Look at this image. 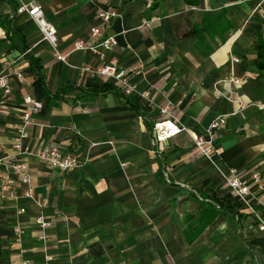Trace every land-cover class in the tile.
I'll list each match as a JSON object with an SVG mask.
<instances>
[{
  "label": "crops",
  "instance_id": "0c3cea01",
  "mask_svg": "<svg viewBox=\"0 0 264 264\" xmlns=\"http://www.w3.org/2000/svg\"><path fill=\"white\" fill-rule=\"evenodd\" d=\"M31 1L0 0V71L14 64L22 73L11 79L10 95L0 94V154L11 151L24 99L32 95L43 108L26 144L36 150L55 143L87 164L67 173L29 157L32 198L19 184L18 199H2L0 172V264H264L256 218L264 219V191L251 185L243 203L218 170L246 178L258 172L264 181V1L35 0L56 27L66 61L28 14L17 13ZM108 8L121 14L104 30L118 45L77 50L79 41L95 43L91 29L101 24L99 9ZM221 14L233 28L223 43L222 33L196 34ZM24 48L41 61L51 95ZM103 65L126 74L148 123L116 90L87 93L118 88L114 77L86 71ZM65 85L76 89L52 98ZM166 105L199 134L226 116L212 161L193 153L187 131L156 151L153 123ZM40 216L51 227L40 228Z\"/></svg>",
  "mask_w": 264,
  "mask_h": 264
},
{
  "label": "built area",
  "instance_id": "2783aa9c",
  "mask_svg": "<svg viewBox=\"0 0 264 264\" xmlns=\"http://www.w3.org/2000/svg\"><path fill=\"white\" fill-rule=\"evenodd\" d=\"M264 1V0H263ZM17 13L28 14L37 24L41 31L44 40L52 44L55 49V57L58 60L66 61V57L58 52V37L56 27L50 22L44 13L43 7L37 1L29 3H20ZM121 14L116 8L99 9L98 18L101 21L100 26H95L91 29V37L95 43L91 46L84 42H77L76 49H86L95 53L100 50H111L118 45L117 36L106 35L105 28H107L113 20L120 18ZM144 26L150 28L152 22L145 21ZM237 62L238 59H235ZM86 71L93 74H101L105 76L114 77L117 81L118 88L125 95H134L136 87L129 81L124 72H117L112 65H103L96 70L86 68ZM13 77H22V73L15 68L14 64H10L4 70L0 71V94L8 96L12 92L11 79ZM231 82L240 84V80L232 78ZM147 98L148 92L141 94ZM43 108L42 102L37 100L34 96L28 95L24 99L23 112L14 126L13 144L10 152L0 154V172L3 181V186L6 191H3L1 198L6 197L18 199L19 184L25 188V195L29 198L33 197V188L31 186V171L27 159L29 157L36 158L51 168L60 170L62 172H73L77 168L83 167L87 164V160L81 158L78 154L63 149L61 146L50 143L39 149H32L26 144L29 136L28 128L33 124L34 117ZM160 118L153 123L152 134L153 142L157 152L165 150L166 145L177 135L183 132H191L183 126L177 119L175 113L169 105L163 106L159 111ZM226 124V116L218 115L212 120L210 125L201 134L191 132L193 140V153L199 157L209 161L214 159L217 150V141L221 137V131ZM219 172L223 175L226 183L232 191L239 196L243 203L247 204V197L251 194V185H255L258 192L264 191V181L258 172H252L249 178H246L236 169H225L218 167ZM25 209L21 208L20 213H25ZM258 229L264 233V219L256 215ZM37 225L43 230L51 227L52 223L47 221L43 216L36 219ZM19 234L21 230L16 229ZM46 239V236H43ZM28 264V262H22Z\"/></svg>",
  "mask_w": 264,
  "mask_h": 264
},
{
  "label": "trees",
  "instance_id": "16d2710c",
  "mask_svg": "<svg viewBox=\"0 0 264 264\" xmlns=\"http://www.w3.org/2000/svg\"><path fill=\"white\" fill-rule=\"evenodd\" d=\"M188 4L191 5H196L198 3V0H185ZM238 1V0H236ZM219 32L222 33V38H221V43H223L226 40V35L231 33L233 31V28L230 26L228 23L225 14H221L218 18V20L211 26L203 28L202 30H197L196 34L200 36L203 32ZM13 34H16L15 31H13ZM225 33V34H224ZM225 35V36H224ZM25 49V48H24ZM262 49H264V37H261V42H260V51L262 52ZM28 53V50H24V54L26 58L28 59L32 72L40 79L42 86L44 87V90L46 91L47 94H50V92L47 91L46 84H45V76H44V70L41 64V61L38 58H35L33 56H30ZM76 87L70 86V85H65L61 91L58 92L57 95L52 94V98L58 97L60 95H64L69 91L75 90ZM111 90H116L119 95L132 107H135L139 111L140 117L145 120L148 123V118L145 114L146 108L143 107L139 99L135 95H125L119 88L113 86V85H105L103 87L97 88V89H92V90H87V93L91 94H98V93H107ZM51 95V94H50ZM217 208L218 209H223L226 206H224L223 203L217 202ZM238 220H240V215L236 216Z\"/></svg>",
  "mask_w": 264,
  "mask_h": 264
}]
</instances>
